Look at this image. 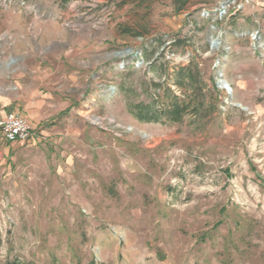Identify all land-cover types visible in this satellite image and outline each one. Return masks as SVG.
<instances>
[{"label": "rangeland", "instance_id": "1", "mask_svg": "<svg viewBox=\"0 0 264 264\" xmlns=\"http://www.w3.org/2000/svg\"><path fill=\"white\" fill-rule=\"evenodd\" d=\"M193 62L209 110L132 114ZM15 114L0 264H264V0H0Z\"/></svg>", "mask_w": 264, "mask_h": 264}, {"label": "trees", "instance_id": "2", "mask_svg": "<svg viewBox=\"0 0 264 264\" xmlns=\"http://www.w3.org/2000/svg\"><path fill=\"white\" fill-rule=\"evenodd\" d=\"M69 0H61L66 4ZM182 5L187 0H175ZM202 71L198 63H190L178 67L175 75V83L182 89L179 96H171L166 93L163 101V108L158 110L152 103L140 102L133 105L131 112L140 121H159L162 116H166L171 121H181L185 114L191 111L194 115L200 116L211 108L210 100H206L207 94L202 93L203 81ZM207 102L209 104H207Z\"/></svg>", "mask_w": 264, "mask_h": 264}, {"label": "built area", "instance_id": "3", "mask_svg": "<svg viewBox=\"0 0 264 264\" xmlns=\"http://www.w3.org/2000/svg\"><path fill=\"white\" fill-rule=\"evenodd\" d=\"M2 136L9 142L33 141L37 138L34 128L23 115L15 114L0 120Z\"/></svg>", "mask_w": 264, "mask_h": 264}]
</instances>
